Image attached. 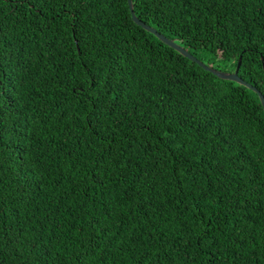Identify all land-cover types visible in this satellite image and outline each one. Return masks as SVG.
<instances>
[{
  "label": "trees",
  "instance_id": "1",
  "mask_svg": "<svg viewBox=\"0 0 264 264\" xmlns=\"http://www.w3.org/2000/svg\"><path fill=\"white\" fill-rule=\"evenodd\" d=\"M264 97V0H130ZM0 264H264L255 92L126 0H0Z\"/></svg>",
  "mask_w": 264,
  "mask_h": 264
},
{
  "label": "water",
  "instance_id": "2",
  "mask_svg": "<svg viewBox=\"0 0 264 264\" xmlns=\"http://www.w3.org/2000/svg\"><path fill=\"white\" fill-rule=\"evenodd\" d=\"M126 3H127L128 10H129L130 18H131V20H132V22L134 24L140 26L142 29L146 30L147 32H150L158 40H160L162 43H164L167 46H169L170 48L174 49L176 52H178L182 56L194 61L196 64L201 66L204 70H207V71L211 72L216 77L221 78V79H229V80L236 81V82L246 86L247 88L251 89L253 92H255L257 94V96L259 98V102H260L261 108H262V110L264 112V97L258 92V90L256 88H254L250 84L244 82L236 74L237 64H238L239 60H237L236 67L234 68V70L232 72L220 71V70H216L214 68H211V67H208V66L204 65L199 60H197L195 57L190 55L182 47H180L176 43H174L171 39L166 38L162 34L158 33L153 27H151V26L145 24L144 22L140 21L133 13L132 6H131V1L130 0H126Z\"/></svg>",
  "mask_w": 264,
  "mask_h": 264
}]
</instances>
